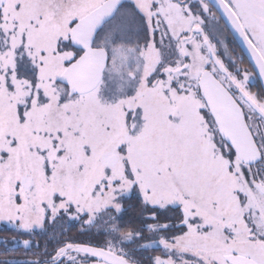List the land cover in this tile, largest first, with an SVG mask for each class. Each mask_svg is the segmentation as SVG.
Segmentation results:
<instances>
[{
    "label": "snow or ice",
    "instance_id": "6c2138e0",
    "mask_svg": "<svg viewBox=\"0 0 264 264\" xmlns=\"http://www.w3.org/2000/svg\"><path fill=\"white\" fill-rule=\"evenodd\" d=\"M0 264H264V0H0Z\"/></svg>",
    "mask_w": 264,
    "mask_h": 264
},
{
    "label": "trees",
    "instance_id": "16d2710c",
    "mask_svg": "<svg viewBox=\"0 0 264 264\" xmlns=\"http://www.w3.org/2000/svg\"><path fill=\"white\" fill-rule=\"evenodd\" d=\"M0 227H2V226H0ZM0 235H6V236H9V238H10V233H7V232H4V233H0Z\"/></svg>",
    "mask_w": 264,
    "mask_h": 264
}]
</instances>
